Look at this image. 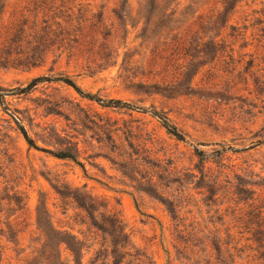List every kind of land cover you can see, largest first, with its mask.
I'll return each instance as SVG.
<instances>
[{"label":"rangeland","instance_id":"rangeland-1","mask_svg":"<svg viewBox=\"0 0 264 264\" xmlns=\"http://www.w3.org/2000/svg\"><path fill=\"white\" fill-rule=\"evenodd\" d=\"M4 1V24L44 19L65 32L40 64L0 67V88L67 76L84 92L147 112L104 107L59 81L5 96L0 264H75L64 243L44 247L37 209L57 238L82 241L81 264H111L110 237L74 193L94 200L97 218L121 220L129 237L121 251L132 254L121 264H264V0H239L227 14L225 0ZM20 125L38 147L70 151L81 165L30 147ZM129 142L150 163L127 165L136 157ZM120 165L140 173L130 178ZM150 177L176 205L175 219L145 191Z\"/></svg>","mask_w":264,"mask_h":264},{"label":"trees","instance_id":"trees-1","mask_svg":"<svg viewBox=\"0 0 264 264\" xmlns=\"http://www.w3.org/2000/svg\"><path fill=\"white\" fill-rule=\"evenodd\" d=\"M239 0H225V7L224 12L227 14L235 5V3ZM44 0L41 1V4H44ZM40 4L35 7L39 8ZM5 7V1L0 0V67H9V66H23V67H34L38 64H40L44 56L46 55L47 51L49 50V47L53 46L54 43L57 41L58 35H61L63 32H65L60 25V22H55L54 25L57 28H59V31H56V29L52 28V24H47L46 20H42L43 23H45L44 26H37L35 23V20L31 22L30 25L27 24V20H24L22 22H17L15 20H12L9 23L4 24L3 23V12ZM52 7V5L50 6ZM54 17H58L54 15ZM65 37H61L60 40L62 41ZM44 81H59L64 83L65 85L71 87L76 93H78L81 97L87 98L89 100H93L100 105L104 107H125L132 110H138L141 112H147L146 108L134 106L132 104H129L127 102H124L120 99H102L94 94H90L87 92L82 91L75 83L74 81L67 77V76H59L55 78H51L49 76H36L32 78L25 86L23 87H17V88H11V89H2L0 88V104L3 106L4 109H8L5 102V96L7 95H14V94H22L29 92L34 87H36L37 84ZM152 116L156 117L158 121L160 122L161 126L164 127L167 133L171 134L173 137H175L177 140L185 141L184 134L177 129V127L173 124H171L168 119L160 114L157 111H151L150 112ZM17 121L19 119L17 118ZM20 133L22 134L24 140L26 143L35 149L42 150L48 153H51L53 156L60 158V159H71L75 162L76 155L70 151H58V152H51L49 150H46L44 148L38 147L33 139L28 135L25 128L20 125L19 126ZM110 139V136H108ZM129 146L132 149V151L129 153V156L136 155V157L129 161L127 165H131L132 162H136L137 159H141L146 163H150L148 160L147 155H143V153L146 151L145 149H141L139 145L134 148L133 143L129 142ZM114 147V145H113ZM195 153L198 156L203 155V151L195 148ZM79 165L80 162H77ZM123 166L120 165L121 172L130 177L133 178V174H139V170H136V167L134 166ZM145 176L141 175V178ZM147 188L146 192L150 195L154 196L158 200H160L165 206L166 209L171 214V217L175 219L177 217V209L176 205L173 203V201L163 198L157 191V188H155V182L152 181V177L147 178L146 180ZM242 192H248L246 190H241ZM57 192L61 196H68L69 192H66L65 190H57ZM250 193V192H249ZM72 198L77 202L78 206L83 209L89 219L90 224L96 228L98 231H100L103 235H107L110 237V242L112 245V249L110 250V256L112 257L111 264H121L122 259L125 255L131 256L132 254L128 253V251H121L122 249L127 248L129 246V237L128 234L125 232L124 225L122 224L121 220L118 218V216L111 214L109 216L104 215L99 219L94 215V212L96 211L95 202L92 198L82 195L80 193H74L72 195ZM40 210L37 209V223L38 227L42 228V231L44 232L46 236L45 241V248H49L51 250H54L52 245L54 244L55 247H57L60 243H64L66 245V248L71 252L73 255V259L75 264H81V258H82V241L76 239L74 236H66V237H59L58 235L54 234L50 228L48 229V225L45 224V227L43 228V223L40 220ZM260 233V232H258ZM260 237H258L256 240H259ZM184 239L185 242H187ZM213 249L216 250V252H220V245L216 242H213ZM122 252V253H121ZM139 255L141 257H144V254L136 253V255ZM139 260L140 263H144L140 257H135ZM145 258V257H144ZM50 264H56L55 262H52Z\"/></svg>","mask_w":264,"mask_h":264}]
</instances>
